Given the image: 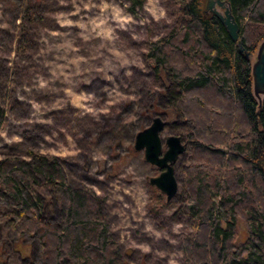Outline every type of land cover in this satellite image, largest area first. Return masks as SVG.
Masks as SVG:
<instances>
[{
	"label": "rangeland",
	"instance_id": "rangeland-1",
	"mask_svg": "<svg viewBox=\"0 0 264 264\" xmlns=\"http://www.w3.org/2000/svg\"><path fill=\"white\" fill-rule=\"evenodd\" d=\"M22 1L0 0V160L47 156L68 187L93 191L121 264H182L179 241L191 233V219L179 210L180 169L190 144L170 104L176 86L143 61L147 45L169 33L181 14L177 1L27 0L38 22L18 15ZM153 117L165 124L161 140L173 135L186 143L168 202L148 185L157 170L132 150L134 135ZM37 192L41 221L58 222L64 200L48 187ZM156 195L161 203L150 214ZM10 214L0 204V264H39L35 241L8 232ZM235 232L236 245L248 240L241 221Z\"/></svg>",
	"mask_w": 264,
	"mask_h": 264
},
{
	"label": "trees",
	"instance_id": "trees-1",
	"mask_svg": "<svg viewBox=\"0 0 264 264\" xmlns=\"http://www.w3.org/2000/svg\"><path fill=\"white\" fill-rule=\"evenodd\" d=\"M176 1L181 14L169 33L147 45L143 61L176 86L170 104L190 144L180 169L179 210L191 219V233L180 236L182 264H264V97L257 102L252 96L249 61L264 40V0H223L242 52L204 11L205 0ZM18 15L39 20L27 0L19 3ZM23 29L18 25L17 33ZM3 123L0 110V129ZM28 156L0 160V204L11 213L8 232L35 241L39 264H121L94 192L68 187L55 160ZM41 186L65 202L58 222L41 221ZM157 196L149 199L150 214L161 203ZM237 221L248 239L238 245Z\"/></svg>",
	"mask_w": 264,
	"mask_h": 264
},
{
	"label": "water",
	"instance_id": "water-1",
	"mask_svg": "<svg viewBox=\"0 0 264 264\" xmlns=\"http://www.w3.org/2000/svg\"><path fill=\"white\" fill-rule=\"evenodd\" d=\"M204 11L218 20L230 40L236 42L238 51L242 52L237 40V25L225 1L205 0ZM250 76L252 96L259 102L261 97H264V40L255 50L254 61L250 65ZM164 126L159 117H153L146 128L134 135L132 150L142 152L143 161L157 170L158 174L148 179V185L162 194L165 202H168L176 195L177 182L173 167L177 158L184 153L186 143L173 135L161 140L159 135Z\"/></svg>",
	"mask_w": 264,
	"mask_h": 264
}]
</instances>
